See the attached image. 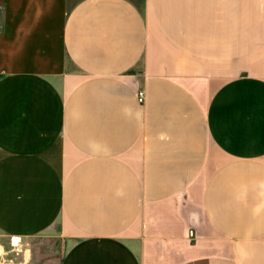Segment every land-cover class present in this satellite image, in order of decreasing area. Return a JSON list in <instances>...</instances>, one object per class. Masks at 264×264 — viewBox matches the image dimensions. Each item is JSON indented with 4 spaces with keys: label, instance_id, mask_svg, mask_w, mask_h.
<instances>
[{
    "label": "crops",
    "instance_id": "crops-1",
    "mask_svg": "<svg viewBox=\"0 0 264 264\" xmlns=\"http://www.w3.org/2000/svg\"><path fill=\"white\" fill-rule=\"evenodd\" d=\"M10 236L59 264H264V0H0Z\"/></svg>",
    "mask_w": 264,
    "mask_h": 264
},
{
    "label": "rangeland",
    "instance_id": "rangeland-1",
    "mask_svg": "<svg viewBox=\"0 0 264 264\" xmlns=\"http://www.w3.org/2000/svg\"><path fill=\"white\" fill-rule=\"evenodd\" d=\"M60 244L58 242L34 243L28 245L22 264H59Z\"/></svg>",
    "mask_w": 264,
    "mask_h": 264
},
{
    "label": "built area",
    "instance_id": "built-area-1",
    "mask_svg": "<svg viewBox=\"0 0 264 264\" xmlns=\"http://www.w3.org/2000/svg\"><path fill=\"white\" fill-rule=\"evenodd\" d=\"M138 102L144 104L145 94H138ZM26 254V245L20 237L10 236L6 241L0 239V264H22Z\"/></svg>",
    "mask_w": 264,
    "mask_h": 264
}]
</instances>
